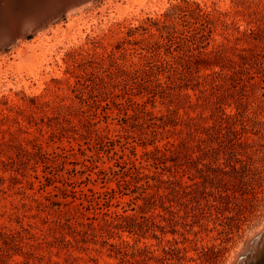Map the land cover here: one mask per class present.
<instances>
[{
	"label": "rangeland",
	"instance_id": "1",
	"mask_svg": "<svg viewBox=\"0 0 264 264\" xmlns=\"http://www.w3.org/2000/svg\"><path fill=\"white\" fill-rule=\"evenodd\" d=\"M127 3L0 75V264H231L264 225V0Z\"/></svg>",
	"mask_w": 264,
	"mask_h": 264
},
{
	"label": "bare ground",
	"instance_id": "2",
	"mask_svg": "<svg viewBox=\"0 0 264 264\" xmlns=\"http://www.w3.org/2000/svg\"><path fill=\"white\" fill-rule=\"evenodd\" d=\"M90 1L0 0V59L3 60L1 54L5 48L12 47L15 51L13 61L6 65L7 70L2 71L0 67V75L13 70L21 76L22 74L34 76L50 55L53 48L52 40L55 41L59 36L63 37L65 33L73 34L78 29V24L76 21H68L65 26L66 32L56 29L57 31H53L52 38L44 34L45 27L47 30L51 29L52 23L60 17L61 13L68 17ZM127 1V5L144 2V0ZM116 8L119 12L130 9L122 5H117ZM29 34H36V38L31 43L25 41V36ZM260 247V252L253 256ZM242 248L235 254L231 264H264V225L247 238L246 246Z\"/></svg>",
	"mask_w": 264,
	"mask_h": 264
},
{
	"label": "trees",
	"instance_id": "3",
	"mask_svg": "<svg viewBox=\"0 0 264 264\" xmlns=\"http://www.w3.org/2000/svg\"><path fill=\"white\" fill-rule=\"evenodd\" d=\"M202 185V182H194L191 186H196V187H198V186H201ZM129 217L128 216H122L121 217V219H123V220H126V219H128Z\"/></svg>",
	"mask_w": 264,
	"mask_h": 264
},
{
	"label": "water",
	"instance_id": "4",
	"mask_svg": "<svg viewBox=\"0 0 264 264\" xmlns=\"http://www.w3.org/2000/svg\"><path fill=\"white\" fill-rule=\"evenodd\" d=\"M261 247H262V246H261ZM261 247H260V249H258V251H257L253 256H256V255L260 252Z\"/></svg>",
	"mask_w": 264,
	"mask_h": 264
}]
</instances>
